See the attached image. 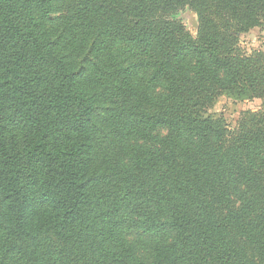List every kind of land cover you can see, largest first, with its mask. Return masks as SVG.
I'll return each mask as SVG.
<instances>
[{"label": "trees", "instance_id": "trees-1", "mask_svg": "<svg viewBox=\"0 0 264 264\" xmlns=\"http://www.w3.org/2000/svg\"><path fill=\"white\" fill-rule=\"evenodd\" d=\"M197 15L195 36L176 15ZM264 0H0V264H264Z\"/></svg>", "mask_w": 264, "mask_h": 264}, {"label": "rangeland", "instance_id": "rangeland-1", "mask_svg": "<svg viewBox=\"0 0 264 264\" xmlns=\"http://www.w3.org/2000/svg\"><path fill=\"white\" fill-rule=\"evenodd\" d=\"M176 19L182 21L187 31L193 36L196 35L199 24L197 15L189 9L180 11ZM239 49L251 55L254 52L264 53V26L254 28L248 32L238 35ZM264 103L260 99L241 101L232 96H221L207 110L208 117L224 121L229 129H235L242 118L248 113H257L262 110Z\"/></svg>", "mask_w": 264, "mask_h": 264}]
</instances>
